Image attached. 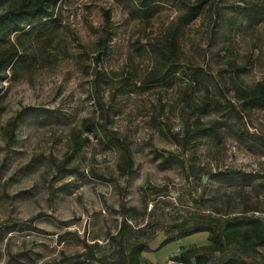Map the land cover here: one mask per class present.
<instances>
[{
  "label": "rangeland",
  "instance_id": "374dc122",
  "mask_svg": "<svg viewBox=\"0 0 264 264\" xmlns=\"http://www.w3.org/2000/svg\"><path fill=\"white\" fill-rule=\"evenodd\" d=\"M9 1L0 0V13ZM198 1L155 0L145 16L135 0H57L56 28L1 83L0 222L16 226L0 236V264H53L85 242L107 258L122 205L131 225L145 224L151 246L191 220L194 205L220 221L264 222V105H244L240 93L264 82V0L201 1L180 28L173 73L147 82L160 67L153 44ZM104 11L113 36L98 79L92 58ZM85 120L106 129L89 130ZM213 120L228 126L193 133ZM111 131L130 149L127 175L105 139ZM192 235L189 248L201 252L207 233ZM239 248L232 242L228 254L264 264V246Z\"/></svg>",
  "mask_w": 264,
  "mask_h": 264
},
{
  "label": "trees",
  "instance_id": "16d2710c",
  "mask_svg": "<svg viewBox=\"0 0 264 264\" xmlns=\"http://www.w3.org/2000/svg\"><path fill=\"white\" fill-rule=\"evenodd\" d=\"M4 1V0H3ZM147 16L151 5L155 0H135ZM199 0L194 5H187L185 10L178 15L177 19L163 32L160 44H153L151 51L159 63V70L154 69L147 77V82H155L166 79L173 73L174 65L178 59L180 48L178 35L180 28L190 19L195 17L200 8ZM57 0H13L9 1L6 9L0 13V93L2 82L18 73L27 63L28 50L35 41L47 38L56 28L58 20ZM104 25L101 33L95 41V54L93 71L97 78L105 76L100 68L101 60L108 53L109 44L113 36L110 26L108 11H104ZM240 93L245 98L244 105L257 103L264 105V82H258L250 89H241ZM99 107L102 108L99 100ZM213 106H218L217 100H212ZM231 110L236 117L241 113L234 106ZM106 113V112H105ZM106 117V122L110 120ZM85 120L87 129L96 131L106 129L107 123ZM14 125V123H13ZM227 125L225 121L213 120L209 126L197 125L193 133L197 135L216 134L221 127ZM186 136L191 138V131H186ZM106 141L118 154L117 169L121 175H127L133 169V159L128 145L119 138L115 132L105 134ZM154 193L152 199L157 196V191L149 186ZM192 219H185L172 224L170 233L160 242L162 246L173 240L183 238L198 232L207 233V242L200 251L190 247L181 250L172 256V260L183 264H241L238 257L228 254V248L232 242L237 243L243 252L251 251L257 246H264V222L256 217H240L220 221L218 217L202 212L198 205H194ZM253 209H247L251 211ZM122 217L119 220L117 230L109 236V242L113 245V253L107 258L98 256L95 243H84L83 251L73 254H62L53 264H140L141 253L148 249L147 237L143 236L144 226L131 225L126 214L128 209L123 205L120 208ZM16 226L15 223L0 222V236L9 228ZM141 234V237H139ZM143 236V237H142ZM150 238V236L148 237ZM218 252L219 255L211 259V254ZM108 259V260H107ZM194 262H193V261Z\"/></svg>",
  "mask_w": 264,
  "mask_h": 264
},
{
  "label": "crops",
  "instance_id": "0c3cea01",
  "mask_svg": "<svg viewBox=\"0 0 264 264\" xmlns=\"http://www.w3.org/2000/svg\"><path fill=\"white\" fill-rule=\"evenodd\" d=\"M198 234L204 235V232H198ZM194 235H188L183 238L173 240L162 246H159L160 239L154 246L148 245V249L143 251L140 256V264H165L167 262L171 264H183L172 260V256L179 253L181 250L189 248L193 244ZM207 237V235H205ZM201 244L205 245V242Z\"/></svg>",
  "mask_w": 264,
  "mask_h": 264
},
{
  "label": "built area",
  "instance_id": "2783aa9c",
  "mask_svg": "<svg viewBox=\"0 0 264 264\" xmlns=\"http://www.w3.org/2000/svg\"><path fill=\"white\" fill-rule=\"evenodd\" d=\"M165 264H171V263L167 262V263H165Z\"/></svg>",
  "mask_w": 264,
  "mask_h": 264
},
{
  "label": "water",
  "instance_id": "95a60500",
  "mask_svg": "<svg viewBox=\"0 0 264 264\" xmlns=\"http://www.w3.org/2000/svg\"><path fill=\"white\" fill-rule=\"evenodd\" d=\"M193 261V260H192ZM194 262V261H193Z\"/></svg>",
  "mask_w": 264,
  "mask_h": 264
}]
</instances>
